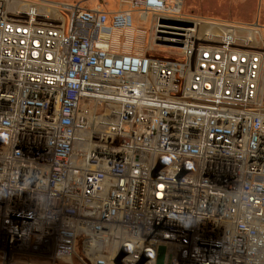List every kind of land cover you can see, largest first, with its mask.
Here are the masks:
<instances>
[{"label":"built area","instance_id":"2783aa9c","mask_svg":"<svg viewBox=\"0 0 264 264\" xmlns=\"http://www.w3.org/2000/svg\"><path fill=\"white\" fill-rule=\"evenodd\" d=\"M118 4L0 0V264H264V25Z\"/></svg>","mask_w":264,"mask_h":264},{"label":"rangeland","instance_id":"374dc122","mask_svg":"<svg viewBox=\"0 0 264 264\" xmlns=\"http://www.w3.org/2000/svg\"><path fill=\"white\" fill-rule=\"evenodd\" d=\"M53 2L80 3L82 6L93 8L97 4L106 3L108 12H115L119 9L118 0H48ZM183 10L186 13L194 14L203 18H211L223 22L254 21L257 17L262 23L264 20V0H183ZM133 29L142 28L146 31L151 27V15H148L145 22L139 21L136 14H133ZM136 35H141L136 33ZM116 39L126 42L130 33H115ZM142 36V35H141ZM142 41V37L139 38ZM137 45H133L132 52H137ZM42 264H52L43 262ZM59 264V263H56Z\"/></svg>","mask_w":264,"mask_h":264},{"label":"water","instance_id":"95a60500","mask_svg":"<svg viewBox=\"0 0 264 264\" xmlns=\"http://www.w3.org/2000/svg\"><path fill=\"white\" fill-rule=\"evenodd\" d=\"M163 252H164V249L160 248L158 258H157V264H162Z\"/></svg>","mask_w":264,"mask_h":264},{"label":"crops","instance_id":"0c3cea01","mask_svg":"<svg viewBox=\"0 0 264 264\" xmlns=\"http://www.w3.org/2000/svg\"><path fill=\"white\" fill-rule=\"evenodd\" d=\"M95 7V6H94ZM256 21H258L260 24H263L264 25V20L262 21V23L259 21V19H257V17H256V19L254 20V21H235L234 23H254V22H256Z\"/></svg>","mask_w":264,"mask_h":264}]
</instances>
